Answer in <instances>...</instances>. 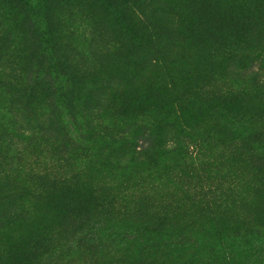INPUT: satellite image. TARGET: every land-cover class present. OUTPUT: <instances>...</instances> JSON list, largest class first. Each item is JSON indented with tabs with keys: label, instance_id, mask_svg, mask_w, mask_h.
<instances>
[{
	"label": "trees",
	"instance_id": "obj_1",
	"mask_svg": "<svg viewBox=\"0 0 264 264\" xmlns=\"http://www.w3.org/2000/svg\"><path fill=\"white\" fill-rule=\"evenodd\" d=\"M42 1L45 0H35L26 12L34 16ZM47 1L48 5H67L65 0ZM71 2L65 14L67 19L58 23L49 12L46 13L37 28L42 34H35L25 51L18 49L19 35H15L5 47H1L0 41V144L9 140L16 144L15 152L22 157L30 156V159L24 158L27 163L0 167V249L5 254L4 261L9 260L8 256L11 257L15 249L13 245L2 242L13 240L16 245V239L25 227L24 220L32 217L39 203L46 206L49 216L53 211H61L67 222L80 225V231L90 228L95 233L100 231L101 222L110 221L114 213L119 214L115 209L120 203L121 209H126L136 218L129 226L127 236L152 253L162 252L176 258L186 253L191 241L189 227L201 220L214 227L218 222V251H210L206 262L228 263L236 248L248 258L251 251L256 253L260 248L254 241L255 233L242 231L226 237L227 233L224 235L221 229L223 225L219 227L223 217L231 211H238L248 198V181L233 164L239 162L237 153L234 156L231 147L220 145L218 159L213 153L193 157L181 141L163 137L171 130L174 121L165 119L160 129H154L158 116L148 112V107L142 112L132 113L139 116L133 118L117 110L115 101L122 95L117 89H112V79L104 74L108 55L115 51L110 50V46L106 50L108 42L102 23L90 20L87 14L86 21L74 20L73 25L67 26L68 31L59 26L69 23L79 10L72 7L73 0ZM103 4L114 9L107 15L116 16L114 26L120 23L112 34L115 35L113 43L122 47L123 43L118 40L132 34L136 25L133 21L127 23L114 0H103ZM243 7L249 11L248 5ZM2 10L0 7V38L13 33L8 32L6 23L2 21ZM244 12L218 14L222 27L225 26L221 37L237 36L236 25L244 22ZM241 47L244 52L239 57L238 67L229 65L231 59L235 60L233 56L229 58V53L233 55V47H225L218 53V75H215V81L212 79L214 75L210 77L214 84L208 78L200 86L198 96H193L195 92L185 95L186 92L179 91L177 85L169 88L167 94L164 92V97L161 91L150 92L151 97L148 89L142 95L146 101L165 98L180 105L192 100L213 105L210 110L217 112L223 121L240 132L242 139L234 150L239 151L238 156L246 150L249 157L257 158L264 153V127L260 119L222 104L251 92L264 96V73L254 67V62L264 63V37L250 44L241 41ZM127 57L121 68L117 66L115 69L121 73L119 87L127 88L126 91L136 96H130L125 102L124 109L129 110L138 104L147 74L142 73L141 68L136 71L135 54L129 51ZM108 92L114 95L108 96ZM179 118L180 115L177 120ZM19 140L26 146L20 145ZM115 152L123 153L115 157ZM108 160L111 161L109 167H104ZM170 160L191 161V174L198 179H213L212 172H216L218 178L223 175L229 181H220L218 187H207L201 199L183 202L176 208L164 203L155 205L148 200L147 190L153 180L165 174ZM87 163L94 165L95 172L100 171L98 167L109 172V176L104 178L106 180L101 182L105 185L104 192L95 190L103 201L92 208L93 211L76 203L71 193L76 191L71 184L77 176L84 172L88 174ZM115 186L122 187V191H108ZM51 205H56V208ZM15 230L19 232L13 234ZM228 238H232L229 244L226 243ZM53 239L49 238L48 242ZM149 242H153L152 247H149ZM42 254L36 256L40 258Z\"/></svg>",
	"mask_w": 264,
	"mask_h": 264
},
{
	"label": "rangeland",
	"instance_id": "obj_2",
	"mask_svg": "<svg viewBox=\"0 0 264 264\" xmlns=\"http://www.w3.org/2000/svg\"><path fill=\"white\" fill-rule=\"evenodd\" d=\"M34 1L0 0V7L3 8L2 21L6 23L8 32H13L11 35L6 34L0 38L1 47L11 43L15 35H19L18 49L25 51L34 40V35L42 34L37 28L38 23L45 19L46 13L49 12L50 17L58 23L67 19L65 14L69 9L68 4L72 3L71 0H65L67 5L58 7L56 4L48 5V1L45 0L40 3L34 16H30L26 10ZM114 1L118 4V10L127 23L133 21L136 25L132 34L118 40L123 43L122 47H117L113 43L115 35L112 34L120 23L114 26L116 16L107 15V13H113L114 9L104 6L103 0H73L71 6L79 10L75 12L69 23L59 26L67 28L68 31L67 26L73 25L74 20L85 19L86 21L88 18L85 14L90 16V20L94 19L102 23L103 34L106 35L108 42L106 50L110 46V50L115 51L108 55L104 74L112 79L110 80L112 89H117L122 95L119 94L121 97L115 101V107L123 111L126 117H139L138 114L132 113L142 112L148 107V112L151 111V114L158 116L154 129H160L165 119L174 121L171 130L163 137L174 142L181 141L193 157L213 153L218 159L220 145L231 147L234 156L237 153L236 160L239 162H233V164L239 174L245 176L248 181V198L238 211H231L223 217L219 227L223 225L224 228L221 229L224 235L227 233L226 237L242 231L255 233L254 241L260 249H257L256 253L251 251L248 258L245 253L240 254L236 248L231 260L224 264H264V153L257 158H251L246 150H242L241 155L238 156L239 151L234 150L242 139L240 132L227 121H223L217 112H212L210 106L213 105L207 106L197 100L180 105L165 98L146 101L142 95L145 89H148L150 96L152 95L150 92L161 91L164 97V92L167 94L169 88L177 85L180 90L175 88L185 91V95L195 92L193 96H198L200 86L204 85L208 78L210 80V77L214 75L212 79L215 81L217 77L215 75H218V53L225 47L234 48L233 55L229 53V58L233 56L235 60L231 59L229 65L240 66L239 57L244 52L241 41L250 44L255 39L264 37V0H163L161 4L156 3L159 0ZM244 4L245 7L247 5L250 7L249 11L244 9ZM243 10L245 12L242 16L245 19L242 24L236 25L237 36H228L225 39L221 37L225 26L222 27L218 14L224 12L241 14ZM73 40L76 44V38ZM129 51L136 56L134 61L136 71L137 68H141L142 73L147 74V77H145V86L141 91L138 104L128 110L124 109L125 102L130 99V96H136L131 91H126L127 88L119 87L118 79L121 73L115 68L117 66L121 68V64L129 58H126ZM131 58H133L132 55ZM254 67L264 73V63L254 62ZM211 84H214L213 81ZM77 91L79 95V85L76 87ZM107 94L114 95L110 92ZM259 103L264 105V96H257L251 92L222 104L230 105L234 111L246 112L247 115L260 119L264 127V106L260 107ZM178 115L181 118L177 120ZM18 142L26 146L23 144L25 142L20 140ZM15 145L9 140L0 144V167H15L23 164L25 157L30 159L28 154L22 157L20 153L15 152ZM115 153V157H120L123 152ZM109 162L111 161H106L104 167H109ZM87 164L91 171L87 169L88 174L84 172L77 176L71 184L76 191L71 193L75 196L73 199L76 203L83 205L85 209H92L103 201L95 190L104 192L105 185L101 182L106 180L104 178L106 175L109 176V172L98 166L100 171L95 172L94 165ZM192 168L191 161L170 160L165 174L151 182L147 190L148 200L155 205L164 203L176 208L183 202L201 199L207 187H218L220 181H229L223 175L219 176V179L216 172H212L213 179H198L191 174ZM108 191L118 193L122 191V187L115 186ZM53 206L56 208V205H51ZM119 206L120 203L115 209V212L119 214L114 213L110 221L101 222L100 231L95 233L90 228L80 231V225L67 222L61 211H53V215L49 216L46 206L39 203L36 210H33L32 217L24 220L25 227L16 239V245L13 244V240L2 242L13 245L15 251L11 257L8 256L9 260L4 261L3 258L6 257L0 249V264H215L213 260L206 262L205 259L211 252L218 251V222L214 227L201 220L198 224L189 227L191 244H188L186 253L176 258L162 252L152 253L141 245L133 243L134 238L127 236V230L136 218ZM18 232L15 230L13 234ZM52 237L54 239L49 243L48 239ZM231 239H226V243L229 244ZM163 241L166 244L170 243L167 240ZM148 245L152 247L153 242H149ZM41 253L43 256L40 258L36 256Z\"/></svg>",
	"mask_w": 264,
	"mask_h": 264
}]
</instances>
